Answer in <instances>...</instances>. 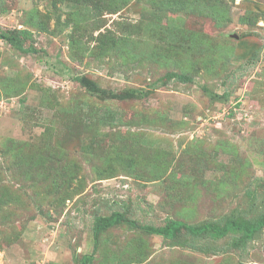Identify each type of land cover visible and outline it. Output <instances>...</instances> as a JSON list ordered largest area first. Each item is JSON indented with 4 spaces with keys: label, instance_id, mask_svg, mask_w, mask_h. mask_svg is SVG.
<instances>
[{
    "label": "rangeland",
    "instance_id": "rangeland-1",
    "mask_svg": "<svg viewBox=\"0 0 264 264\" xmlns=\"http://www.w3.org/2000/svg\"><path fill=\"white\" fill-rule=\"evenodd\" d=\"M168 1L0 0L28 36L0 40V264H79L112 212L136 227L104 231L92 264H264V227L240 247L140 229L264 207V0Z\"/></svg>",
    "mask_w": 264,
    "mask_h": 264
},
{
    "label": "trees",
    "instance_id": "trees-1",
    "mask_svg": "<svg viewBox=\"0 0 264 264\" xmlns=\"http://www.w3.org/2000/svg\"><path fill=\"white\" fill-rule=\"evenodd\" d=\"M127 1L128 0H101V2L104 3L103 7L106 8V10L110 13H116L120 11L123 7L127 6L128 4ZM192 1L194 0H170L168 1L167 4L160 3L159 6H162L164 9H172V7L176 9H181V7H186L188 11H191L193 9ZM32 18L35 19V16H32ZM174 29L180 30L177 28ZM18 33H19L18 36H14L13 34L3 31L0 28V40L10 44L12 47H15L19 43L20 38L28 39V36H24L26 34L25 32H18ZM186 35L187 34L183 33L182 38L188 41L191 37ZM99 42L100 45L98 46V49L102 53H108L111 49H114L116 45V41L113 38H109V36L103 40H100ZM32 52H35V50L32 49ZM78 79L79 78H77L76 80ZM173 79L179 82H186V83L190 82V79L186 75L178 74L175 72H169L164 77L165 81H172ZM10 94H11V90H10ZM75 127L76 130L78 131L80 130L78 125H76ZM67 166L68 168L64 169L65 173L66 171H69L70 168L71 175L70 172H68L69 174L68 176L69 178L72 179V177H74L73 175L74 171H72V167L70 163H68ZM123 223L128 225L129 227H136L135 222L128 220V218H126L123 213L112 212L108 216H95L92 226L93 250L91 254L83 255L80 259L79 264H92L94 261V255L98 250L99 238L102 235V233L114 226ZM263 227H264V207L262 213L260 215L255 216L252 220L242 216H233L226 219L223 224L208 222V223H203L200 226L193 227V226H189L183 221L171 219L169 221L164 222V224L160 226L144 225L140 227V229L145 234L161 237L164 241L171 243L175 241L176 243H178L177 238L182 232H184V234H187L191 237H200L206 235L214 240L223 239L229 235H238L237 238L238 240L236 239L237 241H235L234 246L240 247L245 245L248 241L252 240L253 237L258 232H260ZM180 240L182 241V243L186 241L182 239Z\"/></svg>",
    "mask_w": 264,
    "mask_h": 264
}]
</instances>
